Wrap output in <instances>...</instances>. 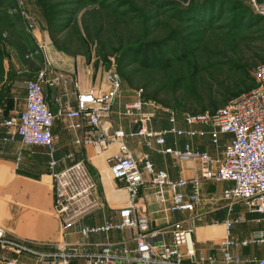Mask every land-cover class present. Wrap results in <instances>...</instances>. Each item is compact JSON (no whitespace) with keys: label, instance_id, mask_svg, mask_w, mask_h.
<instances>
[{"label":"built area","instance_id":"built-area-1","mask_svg":"<svg viewBox=\"0 0 264 264\" xmlns=\"http://www.w3.org/2000/svg\"><path fill=\"white\" fill-rule=\"evenodd\" d=\"M248 2L259 14L264 15V3L258 0ZM37 41V48L26 57L32 58L44 53L43 45ZM254 76L256 86L227 105L215 111L185 113L182 116L172 107L157 106L145 97L144 89L140 88L120 112V115L131 121L132 126L127 130L123 125L113 129L107 124L119 92V75L112 67H108L105 74L107 89L94 87L80 91V82L75 76L53 72L52 64L44 61L35 77L26 81L24 110L3 120L2 142L8 144L19 139L27 146L46 148L49 173L55 188V209L64 228L80 226L84 239L93 234L136 229L135 247L128 244H104L98 253L89 256L88 264H187L183 247L195 232V218L172 223L171 241L155 244L149 241L150 234L155 233L150 231L147 219L140 214L136 201L141 189L149 186L162 203L168 204L169 211H193L196 202L201 200L204 181L230 182L232 186L224 190V196L230 200L231 211L236 203H241L249 213L259 215L258 221L264 223V62L256 67ZM63 83L79 90L73 91L75 104L70 101L68 91L54 98L61 105L60 111L67 127L75 134L74 144L92 146L96 153L114 149L107 159L111 174L115 180L124 184L129 194V204L119 209V218H112L102 225L83 223L86 217L102 207L98 182L84 156L77 152L57 156L58 139L53 132L57 115L46 100L45 87L55 88ZM157 110L166 114L169 123L167 127L154 126ZM170 136L176 139L208 136L216 146L220 145L223 136L230 137L226 139L220 155L214 157L189 142L183 147L168 145ZM130 139L147 149L170 155L179 163L197 162L198 169L191 177L174 178L166 170L156 169L149 153L137 157L129 145ZM17 160L20 162L21 157ZM244 221L245 217L241 215L223 221L225 236L220 243V264H264V257L257 260L244 259L231 250L233 247L264 244V228L243 239L233 236L234 225ZM84 244L62 241L51 251H41L34 244L12 236L0 226L1 247L19 254L30 252L40 261L53 258L60 264H70L73 257L81 256L79 250ZM187 254L190 256L194 253ZM15 262L10 261L11 264ZM217 262L216 256H210L199 264Z\"/></svg>","mask_w":264,"mask_h":264},{"label":"rangeland","instance_id":"rangeland-1","mask_svg":"<svg viewBox=\"0 0 264 264\" xmlns=\"http://www.w3.org/2000/svg\"><path fill=\"white\" fill-rule=\"evenodd\" d=\"M48 1L56 15L55 37L69 53L53 43L41 0H0V121L21 110L22 77L29 63L41 62L26 57L37 47L38 36L45 51L49 45L54 54L70 61L67 76H74L75 63L85 84L91 77L102 83L112 67L119 75L116 110L143 88L157 106L172 107L179 113L200 111L208 108L209 101L220 103L219 92L238 79V63L255 55L264 59V22L252 27L260 14L247 0H97L102 7L88 14L86 25L109 61L107 67L100 63L95 70L97 54L93 51L88 59L87 44L74 23L77 9L95 0ZM236 4L242 6L239 12ZM152 40L158 42L161 58L170 66L141 64L137 51ZM117 48L121 50L116 52ZM228 137L223 136L219 146L208 143L209 150L223 149ZM234 208L233 215L244 210L241 203Z\"/></svg>","mask_w":264,"mask_h":264},{"label":"crops","instance_id":"crops-1","mask_svg":"<svg viewBox=\"0 0 264 264\" xmlns=\"http://www.w3.org/2000/svg\"><path fill=\"white\" fill-rule=\"evenodd\" d=\"M36 36H38L37 33ZM45 48L47 50L45 51L44 49V53L33 57V59H41L39 65L29 63L30 67L22 77L23 99L21 110L25 107L26 81L35 77L36 72L44 61H49L52 64L53 72L67 73L71 71L69 60L62 55L54 54L50 50L49 45H46ZM57 52L59 51L57 50ZM73 70L75 78L80 82V91H87L94 87L108 88L106 77L102 83L100 81L95 83L93 77H91L90 83L88 80L85 84L81 80V71L76 70L75 63ZM65 91L70 93V101L75 104L76 98L73 91L79 92V90L74 88V86L63 83L55 88L45 87L46 100L50 109L57 115L53 127L54 135L58 139L57 156L61 157L67 152H77L84 156L91 173L98 182L102 207L86 217L83 223L86 225H102L112 218L114 220L119 218V209L129 204V194L124 184L112 177L107 159L111 156L114 149L96 153L92 146L83 147L74 144L75 134L67 127V123L60 111L61 105L54 101L55 97L62 96ZM115 106L116 103L107 124L111 125L113 129L123 125L129 130L132 126L130 119L120 115L124 106L122 108L118 107L117 110ZM148 109L151 110L152 108L148 107ZM125 118L128 121L123 120ZM168 125L166 114L161 110H157L154 126L160 128ZM3 135L4 129L0 125V226L9 234L34 244L41 251H51L57 243L62 241L70 244L84 242L85 244L80 247L81 251L79 250L81 256L73 257L70 264H88L89 256L98 253L101 246L107 243L128 244L130 247H135L134 237L136 229L134 228L112 231L108 234H93L87 239H84L80 233V226L64 228L63 221L55 209V188L49 173V158L46 148L39 145L27 146L19 139L4 144L2 142ZM128 142L137 157L140 158L144 153H149L156 169L166 170L174 178L180 176L191 177L198 169L197 162L182 164L170 155L140 146L134 139H130ZM187 142L191 143L195 148L208 151L214 157H218L223 150L220 149L216 153H212L208 148V143L213 146L216 145L210 141V138L208 141H201L199 137L194 139L184 137L176 139L170 136L168 138V145L171 146L183 147ZM18 157H21L20 162L17 160ZM230 186H232L230 182H221L219 184L204 181L201 189V200L196 202L193 211L187 212L169 211L167 208L168 204L162 203L153 193V189L149 186L143 187L136 203L140 214L146 217L150 231L155 233L154 235L150 234L149 241L155 244H159L161 241H171L172 223L187 221L194 217L196 229L188 244L183 247V252L186 253L184 261L187 264H199L203 262V259L216 256L218 258L216 264L222 263L220 243L225 236L223 221L228 217H235L236 214L233 215L234 207L238 204L236 203L231 211L230 200L224 196V190ZM240 215L245 217V221L236 223V225H240L238 227L234 225L232 231L233 236L237 239L249 237L255 231L264 228V223L258 221L259 215L249 213L245 207L243 212L236 215V217ZM231 250L244 259L257 260L264 257V244L233 247ZM189 252L194 254L189 256L187 254ZM13 260H16L14 264H60L59 261L53 260V258L40 261L35 254L30 252L19 254L12 249L0 246V264H11L10 261Z\"/></svg>","mask_w":264,"mask_h":264},{"label":"trees","instance_id":"trees-1","mask_svg":"<svg viewBox=\"0 0 264 264\" xmlns=\"http://www.w3.org/2000/svg\"><path fill=\"white\" fill-rule=\"evenodd\" d=\"M214 0H210L209 2H213ZM248 1V0H247ZM42 6L44 8V12H45V17H46V21H47V25H48V30L50 32L51 38L53 43L56 45V47L63 52L69 53L70 50L67 49L66 46L62 45V43H60V41L55 37V33L57 30V25H56V15H55V11L53 8V5H51L49 3L48 0H41ZM102 5L100 2H98L97 0L84 5L82 7H80L79 9H77V11L75 12V17H74V23L75 26L79 32L80 37L86 42L87 44V49H88V54L86 56H88V59H91V54L93 51L96 52L97 54V59L95 60V70L97 69V66L101 63L104 64L105 67H107V62L109 61V57L106 55H103L100 52L99 49V41L96 39H91V37L89 36V31L86 25V18L88 16L89 13L95 11V10H99L101 9ZM217 7L216 3H215V8ZM214 8V9H215ZM223 8L222 4L219 8V10ZM242 8V6L240 4H236L235 9L239 12L240 9ZM261 15V14H260ZM256 15L257 19H255L254 17V25L260 24L262 22H264V15ZM94 43L96 44V46L94 47ZM38 46V45H37ZM118 51H120L121 49H116ZM157 50V51H156ZM137 54L140 55V62L143 66L146 67H153L154 64H161L163 66H170V62H166L163 60V58H161V51L159 50V44L157 41L152 40V41H146L143 43V45L138 49ZM261 61L264 62V59H259L257 58V56L255 55L254 58L249 59L248 61H245L243 63H238L235 67V70L238 74V79L230 82L229 84H227L223 90L221 92H219V96L222 98L220 103H218V101H209V106L207 107H203L200 111H192L189 113H201L207 110L210 111H215L216 109L227 105L231 100L239 97L241 94L249 92L250 90H252L255 86H256V79L254 76V71L256 69V67L262 63ZM145 97L150 100V98L147 96V94L145 93ZM152 98H156L155 96H151ZM25 108V107H24ZM24 108L22 110H20V112L18 113H13L8 115L7 117H4L1 121H0V125H2V122L4 119L11 117L14 114H19L21 113ZM184 113H179L178 114L180 116H182Z\"/></svg>","mask_w":264,"mask_h":264}]
</instances>
